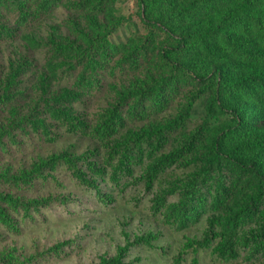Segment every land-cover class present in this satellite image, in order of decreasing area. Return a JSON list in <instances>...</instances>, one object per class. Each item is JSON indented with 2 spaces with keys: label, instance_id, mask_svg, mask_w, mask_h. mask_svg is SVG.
I'll use <instances>...</instances> for the list:
<instances>
[{
  "label": "trees",
  "instance_id": "obj_1",
  "mask_svg": "<svg viewBox=\"0 0 264 264\" xmlns=\"http://www.w3.org/2000/svg\"><path fill=\"white\" fill-rule=\"evenodd\" d=\"M134 1L121 39L120 0H0V264L64 260L8 241L126 196L146 232L92 264H264V0Z\"/></svg>",
  "mask_w": 264,
  "mask_h": 264
},
{
  "label": "rangeland",
  "instance_id": "obj_2",
  "mask_svg": "<svg viewBox=\"0 0 264 264\" xmlns=\"http://www.w3.org/2000/svg\"><path fill=\"white\" fill-rule=\"evenodd\" d=\"M134 0H120L118 8L130 20L120 31L119 38H126L130 35H135L140 31L141 23L138 17V7ZM66 17L64 11L55 14V20H61ZM42 30H47L42 28ZM28 34L35 36L36 31H29ZM96 108V104L94 103ZM70 141V139H66ZM64 142L63 145H68ZM60 148V147H59ZM48 152V147L37 145L35 149H29L25 152L26 155L38 156ZM28 155V156H29ZM135 195V194H134ZM117 208L111 212L110 218L97 223V232H93L86 228L90 224L89 220H82L79 216L74 219H69L65 216L62 219L60 216L48 225L34 226L29 224L25 227L23 235L8 241L7 247H16L24 251L25 255H32L36 251H44L66 240L78 239L81 245L80 249L67 251V256L64 260L54 259L50 264H92L98 261L101 255L108 254L112 256L116 253L117 247L123 244V232L134 236L136 233L146 232V227L143 225L147 222L146 215L135 206L134 197L126 196L124 200H119ZM106 217V216H105ZM144 217V218H142ZM204 264H214L205 258Z\"/></svg>",
  "mask_w": 264,
  "mask_h": 264
}]
</instances>
